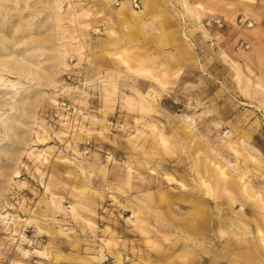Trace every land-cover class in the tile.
Instances as JSON below:
<instances>
[{"label":"rangeland","instance_id":"1","mask_svg":"<svg viewBox=\"0 0 264 264\" xmlns=\"http://www.w3.org/2000/svg\"><path fill=\"white\" fill-rule=\"evenodd\" d=\"M119 6L0 0V264H264V0Z\"/></svg>","mask_w":264,"mask_h":264},{"label":"built area","instance_id":"2","mask_svg":"<svg viewBox=\"0 0 264 264\" xmlns=\"http://www.w3.org/2000/svg\"><path fill=\"white\" fill-rule=\"evenodd\" d=\"M111 2L112 5L114 6H119L121 5L123 2H127L129 3L133 8H140L141 6V0H109ZM239 21H242V18L239 19ZM244 22H246L247 26H251L252 25V21L248 20V19H244ZM219 25H221L220 21L218 20ZM242 44V43H241ZM247 46V45H246Z\"/></svg>","mask_w":264,"mask_h":264},{"label":"bare ground","instance_id":"3","mask_svg":"<svg viewBox=\"0 0 264 264\" xmlns=\"http://www.w3.org/2000/svg\"><path fill=\"white\" fill-rule=\"evenodd\" d=\"M119 10H120V11H126V10H133V8H130L126 2H123V3L119 6ZM134 12H136V11H134Z\"/></svg>","mask_w":264,"mask_h":264}]
</instances>
